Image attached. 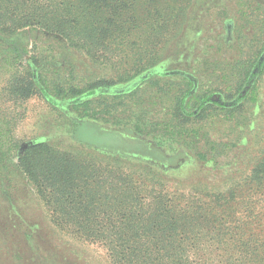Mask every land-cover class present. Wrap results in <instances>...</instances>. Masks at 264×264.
I'll list each match as a JSON object with an SVG mask.
<instances>
[{"label": "rangeland", "instance_id": "1", "mask_svg": "<svg viewBox=\"0 0 264 264\" xmlns=\"http://www.w3.org/2000/svg\"><path fill=\"white\" fill-rule=\"evenodd\" d=\"M177 17L176 25L164 28L151 45L142 40L138 49L143 53L152 47L159 53L150 70L170 76L171 89L184 80L194 94H205L207 111L200 116L194 110L181 123L170 109L171 90L144 83L139 99L99 113L98 120L81 118L75 109L50 105L39 96L28 99L13 131L19 147L0 163V264H124L114 251L134 246V238L113 241L111 230L119 221L101 216L68 222L62 215L72 211L39 198L15 167L25 147L39 141L74 152L77 148L87 161L122 163L123 173L146 167L162 177V187L144 185L139 196L153 189V195L170 201L167 216L157 224L171 232L169 246L186 248L189 264H239L249 258L264 264V67L256 76L251 74L254 66H244L254 76L245 84L243 98L222 95L240 77L242 59L264 49V0H188ZM17 44L25 51L24 66L40 51L65 87L82 86L110 71L60 35L40 28L0 35V56ZM4 76L0 70V84ZM130 82L106 92L125 93ZM136 121L141 130L134 127ZM125 195L133 199L135 194Z\"/></svg>", "mask_w": 264, "mask_h": 264}, {"label": "trees", "instance_id": "2", "mask_svg": "<svg viewBox=\"0 0 264 264\" xmlns=\"http://www.w3.org/2000/svg\"><path fill=\"white\" fill-rule=\"evenodd\" d=\"M186 1L1 0L0 35L13 37L27 27L40 28L60 35L69 46L83 50L92 62L108 65L110 71L107 76L82 86L65 87L58 75L53 77L40 51L30 56L27 67L23 60L24 48L18 44L3 51L0 56V70L5 74L0 84V163L4 162L6 153L19 147L13 131L23 118L24 103L34 96L50 105L73 108L81 118L98 120L99 113L115 112L125 100L139 99L140 84L144 83L158 91L171 90L170 109L176 117H181V123L187 122L194 110L202 116L209 107L205 104V94H194L190 84L184 85V80L176 90L175 87L171 89L170 76L162 78L150 70L158 63L159 53L152 47L143 53L138 49L142 40L148 39L151 45L164 28L176 25L181 4ZM260 44L264 48V39ZM261 51H252L242 59L240 77L233 86L224 88L222 95L243 98L241 92L254 76L250 75L248 66H254L256 73L251 74L256 76L264 67ZM128 82L131 86L125 93L106 92L111 86ZM187 91L191 95L185 102ZM138 124L136 121L134 127L141 130ZM81 156L77 148L74 152L71 148L62 149L56 144L39 141L25 147L16 158L15 167L42 201L53 199L72 211L70 215H62L65 221L81 224L101 216L119 221L111 230L113 241L126 239L130 243L134 238L135 242L134 246L114 251L118 261L124 264H189L184 258L186 248L169 246L171 232L160 230L157 224L159 218L167 216L170 201L153 195V189H145L148 198L139 196L144 185L162 187V177L146 167H139V171L129 168L123 173L122 163H97L102 160L90 158L87 161ZM126 192L135 194L131 196L133 199L128 198ZM132 223L135 226L128 228ZM239 264L254 263L249 258L242 259Z\"/></svg>", "mask_w": 264, "mask_h": 264}]
</instances>
